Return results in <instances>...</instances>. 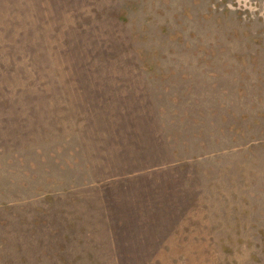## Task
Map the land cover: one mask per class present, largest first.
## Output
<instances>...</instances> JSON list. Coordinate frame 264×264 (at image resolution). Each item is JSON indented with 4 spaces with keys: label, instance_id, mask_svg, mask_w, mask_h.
<instances>
[{
    "label": "rangeland",
    "instance_id": "1",
    "mask_svg": "<svg viewBox=\"0 0 264 264\" xmlns=\"http://www.w3.org/2000/svg\"><path fill=\"white\" fill-rule=\"evenodd\" d=\"M0 264H264V0H0Z\"/></svg>",
    "mask_w": 264,
    "mask_h": 264
}]
</instances>
